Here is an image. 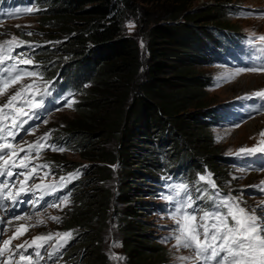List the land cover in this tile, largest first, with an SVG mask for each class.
<instances>
[{"label":"trees","instance_id":"obj_1","mask_svg":"<svg viewBox=\"0 0 264 264\" xmlns=\"http://www.w3.org/2000/svg\"><path fill=\"white\" fill-rule=\"evenodd\" d=\"M227 1L213 0L215 8L188 9L189 0H171L168 10L148 27L143 63L136 41L121 31L124 16L138 7L132 0H34L41 10L37 26L59 40L52 48L43 43L36 52L48 61L39 67L42 81L54 79L57 73V82H69L75 91L71 119L56 120L52 126L62 134L56 145L65 147L62 153H74L93 166L88 178H76L77 203L65 221V227L81 229L80 238L69 243L65 253L71 264H115L103 250L107 233L118 240L122 264L164 261V249L153 242L148 226L139 219L145 216L144 204L135 207L139 196L130 193L129 177L136 179L138 174L129 166L133 154L144 158L143 174L148 175H142V181L155 185L160 175H175L185 182L203 165L210 171L218 168L212 174L219 178L221 172L225 174L215 157L222 149L213 145L209 128L219 108L202 99L211 79L190 68L211 65L197 55L201 45L205 49L209 45L211 31L219 27L235 31L222 19ZM62 57L64 61L59 60ZM139 146L144 153L137 152ZM53 157L55 167L66 164L63 156ZM177 163L182 165L171 167ZM114 175L118 179L113 189ZM191 186L199 194L200 185ZM203 200L208 202L206 196Z\"/></svg>","mask_w":264,"mask_h":264},{"label":"rangeland","instance_id":"obj_2","mask_svg":"<svg viewBox=\"0 0 264 264\" xmlns=\"http://www.w3.org/2000/svg\"><path fill=\"white\" fill-rule=\"evenodd\" d=\"M132 1L136 3L138 7L134 8L131 13L124 16L121 23V31L123 36L132 38L136 41L139 51L143 52L141 59H143V63H145L147 60L145 42L148 27L151 22L157 21L156 18L159 15H162L168 10L172 2L171 0L148 1L145 3H141L139 0ZM189 1L190 2L187 5L188 9H197L200 6L214 5L213 0ZM15 2L16 3L12 8L2 11L0 17V48L6 53L10 52V56H6L4 59L6 61V64L3 65L4 69H6L4 76L7 78L12 75L13 68L27 69L29 72H35L38 75H22L18 81L15 79L9 80L8 86L4 90V94L0 95V107L7 103L9 98L17 91L21 92V96L17 97V100L13 101L12 105L4 110L5 113H12L10 119L6 118L2 122L5 128L8 124L13 123V120L17 117L24 119L25 115H23V113L29 112V110L32 109L33 104L37 103L35 100H32L29 95H38L41 90H45V88L52 85V82H56L60 78V74L56 73L57 76L55 77V80H48L46 82L42 81L43 74L39 72V67L41 69V67L44 66L43 64L48 61L39 58L40 54L33 59L31 65L19 63V61L23 59L30 58V54H20L19 51L23 48V45H30L31 48L28 50L31 51L43 43L52 48V46H54L59 40L56 36L48 37L47 34L37 26V19L39 18L41 10L36 7L34 0H29L28 2H17V0H15ZM213 7L215 8L216 6ZM28 9H32V12H28ZM224 9L225 11L222 14L226 16H224L226 19H222L225 20L226 26L229 25L227 28L235 31H223L225 28L219 27V29L222 30L216 29L211 31L212 35H210L211 37L208 43L214 45V40L218 46L223 45L224 43L227 47L224 49H217L215 46H211L210 49H205V47L201 45L202 52L197 55L202 56L203 59L211 65H191L190 69L195 70L196 73H204L207 74V76H210L211 81L203 88L204 96L202 98L203 100H210L212 102L210 107L220 109L221 106H230L231 110L235 108V111L242 112L243 107L260 105V101L254 94L256 92L264 91V72L258 74L248 71L241 72L239 71L240 69L232 68L227 65V62L225 61H222L223 64H221V60L217 59V56L221 53L223 54L226 49L230 56L236 54L233 51L234 48H230L234 47L232 37H237V40L240 39L246 42L247 45L255 50L264 46V42L259 40L260 36H264V0H228ZM128 22H133L135 24V27L131 31H129L126 26ZM28 33H31V35H28ZM228 39H231V41ZM64 40L65 37L62 39V42ZM141 40L144 42L143 48H141ZM250 40L252 43H249ZM5 41L8 43H5ZM20 41H24L25 43L20 44ZM26 52L27 50L24 53ZM252 52L253 51L250 48L247 50L245 49L244 52H241L240 49L237 51V55L240 56L242 62L248 63L251 59L250 55ZM209 53L213 54L212 58L207 57ZM16 57L18 59H16ZM59 60L64 61L65 58L62 57L59 58ZM54 62H57V58ZM50 67L51 66L47 67L46 70ZM28 85H32V87H27ZM71 99L74 100L73 97ZM19 105H23V108L18 112L17 106ZM256 107H264V104ZM39 111L40 108L36 109V112ZM71 116L72 113L70 112V107L64 104L61 110L46 115L33 132L22 137L17 143L18 147L20 149H25L27 152L30 145H34L39 138L45 136L47 133H51V139L48 143L55 142L54 144H57L62 137V134L60 132L57 133L56 128L52 126L55 125L56 120L69 121ZM209 128L213 138V145L222 149L221 154L215 157L219 161V164L217 165L223 168L222 171L226 169L225 174L221 172L219 178L216 174H212V171L218 168H211L212 171H210L206 165H203L202 171L192 172V177L185 181L184 184L190 186L195 182L196 186L200 185L202 190L206 189L212 191L211 186L207 181L201 182L198 180L200 174L207 175L208 173H211L212 179L217 185L220 193L224 196L232 195L234 197H242V207H245L249 211L257 209V214L264 216V211L259 210L261 207H264V190H261V188H264V183H262L264 182V170L252 171L249 167L243 166L236 161V156L237 158L246 159V153H241L239 151L241 148H264V136L261 135V133L264 132V114L249 115L246 119H241L234 124H229L226 120L221 119V121L212 124ZM139 147L141 148L133 147L132 150L137 148L139 154L141 152L144 153L145 148H142V146ZM37 151L40 152V155L37 156L34 151L29 161L26 162H29L32 168L44 164L49 167L40 169L36 181L32 183L43 185L62 184L65 182L60 179L61 174H64V177L66 178L71 172H74L75 169H79L81 170V179H85L91 174L89 171L93 170L92 165L88 164L86 161H82L74 153H62L59 151H53L50 148H41ZM155 154L158 157L156 152ZM53 155L58 157L63 156L66 164L64 166L62 165V168L55 167L57 160L55 161L54 157L51 158ZM135 156L136 154H133L129 166L130 168L135 169V174H138L135 176L136 179L132 178L131 180L129 177L130 181L128 184L130 185L129 188H131L130 193L139 196V198L135 200L137 201V203H134L135 207L138 206V208H142V204H144L143 211L145 212V216L143 214V216H139V219L144 221L148 226L146 232L150 235L154 243L159 244L162 249H164V261L160 264H192L191 260H180L181 256L192 255L189 250L183 248L177 250L174 248V245L176 244L174 239H171L166 243L162 242L164 238L170 237L173 234L171 230L175 227L174 220L169 218L172 205L162 198V194L168 192V185H176L182 182H179L175 175L171 180L168 179L169 177L163 178L164 175H160V184L158 185H155L154 182V184H151L149 181H142V175H148L143 174L145 173V169L142 167V160L144 158H135ZM166 159L167 158L162 157V161H165ZM178 165H182V163H177L171 167L175 168ZM67 167H71L72 169L69 168V170H66ZM49 168L51 169V174L45 175V173L49 172ZM88 168L90 169L88 170ZM153 171L154 170L151 169L152 173ZM59 173L61 174L59 175ZM41 176L43 177V181L39 178ZM233 177H237V179H233ZM116 179H118V176L114 175L112 180L113 189L117 182ZM72 180L73 179H71V181ZM133 182H135V184H133ZM154 187H156V189ZM65 189L66 192L70 194V202L58 204L55 207L46 209L41 213H36L28 218L23 216L25 217L24 219H13L10 222H5L2 229H6V231L2 232L3 235L1 237L0 245L3 243V240L9 239L13 236L16 232L14 228L17 225H23L26 231L19 236V239H14L11 243L19 245L23 244L25 240L31 242L36 236H47L51 233L52 238L47 243L48 253H51L52 255H54L55 250L61 248L59 247L60 243L68 239L67 237L56 236L55 233L71 232L74 238L68 240V243H72L76 238L79 239L81 236L79 231L81 229L78 226L65 227V221L68 219L69 214L68 211H70L71 207L77 203V200L75 201V196H73V193H75L74 186L71 192L66 187L57 191L62 192ZM133 189H136L137 191L133 193ZM37 190L43 191V189ZM189 190L193 197L199 195H196L191 187H189ZM57 195L63 196L65 194L58 193ZM197 203L204 209L212 206V201L210 205H207L203 199L197 201ZM52 217H59V223L54 221ZM37 221H43V223L38 224ZM109 228L112 231L114 226H110ZM113 236H111L110 233L103 236L104 240L102 241V244L103 247H105L103 250L106 251V254L115 264H122L123 257L122 259L118 258H121L123 253L120 252L117 238ZM68 243L66 244L67 246ZM114 244H117L118 246H113ZM66 245L65 248H61V251L67 253L68 248H66ZM83 258L84 256L82 259ZM63 262L64 260L62 257L61 260L55 264H63Z\"/></svg>","mask_w":264,"mask_h":264},{"label":"snow or ice","instance_id":"obj_3","mask_svg":"<svg viewBox=\"0 0 264 264\" xmlns=\"http://www.w3.org/2000/svg\"><path fill=\"white\" fill-rule=\"evenodd\" d=\"M28 12H32V9H28ZM131 31L135 24L133 22H128L126 25ZM31 35V33H28ZM259 40L264 42V36H260ZM5 43H8L5 41ZM20 44H24V41H20ZM51 43V42H50ZM249 43H252L250 40ZM144 47V42L141 40V48ZM260 51L264 52V46L260 48ZM27 55V54H25ZM6 56H10V52L6 53L2 48H0V63L3 62ZM19 63L24 65H31L32 60L30 58L23 59ZM6 69L0 68V95L4 94L5 88L8 86L9 80L15 79L20 80L22 75H38L35 72H29L27 69H16L13 68V74L5 78L4 72ZM239 71H252V72H264V66L260 68H250V69H240ZM19 73V74H17ZM27 87H32L28 85ZM42 95H47V92L42 93ZM254 95L258 97H264V91L256 92ZM21 96V92L17 91L12 95L8 102L0 107V177H5L0 180V207H3L4 201L10 200L13 205L18 203H23L19 197L22 194H27L34 192L36 189H43L42 194L36 197V200L43 199L44 195L52 194L54 195L57 190L66 187L67 182L71 179L78 178L81 174V170L77 169L75 172L69 174L68 177H62L61 180L65 181L62 184H35L32 183L27 188H25L26 183L37 176L39 170L44 167H49L48 165H38L34 168L29 169L28 164L25 161H29L32 152H36L39 156L40 152L37 151L41 148H50L53 151L63 152L65 147L58 146L54 143H48L51 139V133L45 134V136L39 138V140L34 144L30 145L25 156L20 158L19 167L21 169H28L27 171H14L17 166V156L16 151L18 145H14L6 137V128L3 126V120L6 118H11L12 113H5V109L12 105L13 101L17 100V97ZM27 99V98H25ZM74 101L72 99H66L65 105L71 107ZM23 108V105L17 106V111L19 112ZM40 108V103L33 104L32 109L29 112L23 113V115L28 116L29 119L37 117L38 113L33 109ZM28 123V120H21L19 117L13 120V128L21 129L24 124ZM46 123V121H45ZM16 132L7 133L11 136L12 140L15 139ZM264 136V132L261 133ZM24 151V149H20ZM241 153L252 154L256 151H264V148H253L245 149L241 148L239 150ZM51 174V169L45 175ZM23 176L24 180L16 181L13 177ZM43 181V177H39ZM237 179V177H233ZM198 180L203 182L207 181L211 186L212 191L202 190L197 187L196 191L199 195L193 197L191 191L189 190V185L180 183L176 185H168V192L162 194V198L172 205V209L169 213V218L173 219L175 222V227L171 230L172 235L170 237L164 238L162 242H168L171 239L176 241L174 248L177 250L183 248L189 250L192 255L181 256L182 261H192V264H264V216L257 214V209H252L249 211L245 207L241 206L242 197H234L232 195L224 196L219 192V189L212 179L211 173L207 175L200 174ZM19 182L21 185V190H17L13 194L10 190L15 187L16 183ZM264 183V182H262ZM9 191H5V189ZM264 190V188H261ZM207 196L212 201V207L201 208L197 201L203 199ZM70 202V194H65L63 196L57 197L56 200L49 206L55 207L58 204ZM34 207H38V204L32 202ZM264 211V207L259 209ZM23 216H16L15 219H24ZM54 221L59 223V217H52ZM37 223H43V221H37ZM6 231V229H0V232ZM26 231L23 225L16 229V232L9 239L3 240L2 245H0V257H3L5 252L9 250L12 240L19 239V236ZM56 236L67 237L60 243L59 247L63 248L68 240L73 239V234L71 232H57ZM52 234L47 236H36L31 242L25 240L23 244L16 245V250L13 252V256L18 255L19 261L23 264H32L33 254L28 253L25 245L29 248L35 246L37 249L36 255H40L39 250L44 247L49 240H51ZM43 242V243H41ZM113 246H118L114 244ZM23 249L24 251H20ZM52 254L49 253V258ZM122 259V258H118ZM0 264H6V262L0 261Z\"/></svg>","mask_w":264,"mask_h":264},{"label":"bare ground","instance_id":"obj_4","mask_svg":"<svg viewBox=\"0 0 264 264\" xmlns=\"http://www.w3.org/2000/svg\"><path fill=\"white\" fill-rule=\"evenodd\" d=\"M255 73H256V74H258V73H260V72H255ZM16 227H18V228H19L20 226H18V225H17V226H15V228H16Z\"/></svg>","mask_w":264,"mask_h":264}]
</instances>
